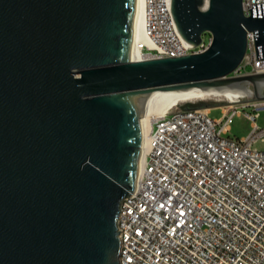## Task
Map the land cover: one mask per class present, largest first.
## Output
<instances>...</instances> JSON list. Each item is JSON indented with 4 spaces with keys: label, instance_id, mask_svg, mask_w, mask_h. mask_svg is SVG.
<instances>
[{
    "label": "water",
    "instance_id": "95a60500",
    "mask_svg": "<svg viewBox=\"0 0 264 264\" xmlns=\"http://www.w3.org/2000/svg\"><path fill=\"white\" fill-rule=\"evenodd\" d=\"M171 0L200 54L131 62L138 0H0V264H119L117 216L138 183L156 91H241L247 32L264 59V3ZM210 106L187 104L185 109Z\"/></svg>",
    "mask_w": 264,
    "mask_h": 264
},
{
    "label": "built area",
    "instance_id": "2783aa9c",
    "mask_svg": "<svg viewBox=\"0 0 264 264\" xmlns=\"http://www.w3.org/2000/svg\"><path fill=\"white\" fill-rule=\"evenodd\" d=\"M264 0H243L249 6ZM146 59L176 58L206 51L180 36L171 0H146ZM248 49L232 76L264 74L257 59L253 32ZM251 66V71H244ZM185 104L157 118L150 148L140 161L137 188L124 198L117 216L121 245L119 264H264V151L252 144L264 141L256 124L264 101L251 103L246 113L253 130L244 139L227 136L238 108L212 120L207 109ZM195 105V104H192ZM246 108V107H245Z\"/></svg>",
    "mask_w": 264,
    "mask_h": 264
},
{
    "label": "bare ground",
    "instance_id": "6f19581e",
    "mask_svg": "<svg viewBox=\"0 0 264 264\" xmlns=\"http://www.w3.org/2000/svg\"><path fill=\"white\" fill-rule=\"evenodd\" d=\"M209 0L204 8L206 9ZM146 36V0H138L136 25L133 44V56L131 62H141L146 59V56L141 52L140 44L147 42ZM247 96L241 91L227 90V91H201L199 89H193L185 92H163L156 91L151 93L144 105L143 114L141 117V123L143 126V146L140 150V161L143 160L146 153L150 148V136L152 132L153 123L157 118L162 117L176 106L185 103H195L199 101H206L215 99L219 101H227L229 103L239 102L240 98H246ZM232 106L228 105L223 107L225 111H228ZM209 112V108H207ZM140 171V167H139Z\"/></svg>",
    "mask_w": 264,
    "mask_h": 264
},
{
    "label": "rangeland",
    "instance_id": "374dc122",
    "mask_svg": "<svg viewBox=\"0 0 264 264\" xmlns=\"http://www.w3.org/2000/svg\"><path fill=\"white\" fill-rule=\"evenodd\" d=\"M202 37L205 42H209L211 39V34L206 32L203 34ZM244 71L250 72L251 66H248ZM239 100L240 101L236 103H229L227 101L210 99L206 101H199V102L187 103V104H195L199 106L200 103H206L210 106V108L214 107L210 112V118L215 121L224 118L225 115L222 107L231 105L232 107L230 109L238 108V111L240 113L234 118L233 123L231 125V131L230 133L227 134V136L233 139L240 140L247 138L253 130L252 121L248 120L245 116L246 113H253V108L249 107L251 103L247 101V97L240 98ZM256 124L257 126H259L260 129H264V111H260V117L256 119ZM252 148L257 151H264V141L262 140L256 141L255 143L252 144Z\"/></svg>",
    "mask_w": 264,
    "mask_h": 264
}]
</instances>
